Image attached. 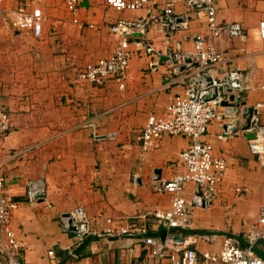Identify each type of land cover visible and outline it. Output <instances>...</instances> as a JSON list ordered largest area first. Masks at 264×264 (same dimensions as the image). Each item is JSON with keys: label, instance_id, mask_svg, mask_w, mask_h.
Here are the masks:
<instances>
[{"label": "crops", "instance_id": "crops-1", "mask_svg": "<svg viewBox=\"0 0 264 264\" xmlns=\"http://www.w3.org/2000/svg\"><path fill=\"white\" fill-rule=\"evenodd\" d=\"M27 1L3 0L0 5V108L10 118L0 151V174L4 192L19 203L10 224L23 244L18 259L49 264L47 253L52 251V264H147L151 250L142 236L77 243L72 234L63 232L60 217L82 207L99 231L136 226L144 227L152 238L166 237L168 231L150 215L170 207L171 196L158 191V182L184 172L179 155L191 141L164 135L143 152L140 137L148 115L163 116L167 104L185 92L188 78L197 73V64L181 71L167 58L174 53L192 55L197 36L210 40L206 20L180 0L175 14L186 19V29L166 38L155 24L136 34L130 40L125 86L119 89L112 79L99 86L76 75L113 52L117 38L109 32L111 25L120 18L144 16V10L117 12L105 0H78L79 26L63 0H43L38 7L46 21L42 35L34 38L3 20V11ZM157 2L160 13L164 4ZM213 4L217 26L240 24L246 35V41L240 42L225 30L211 39L223 56L216 74L238 68L248 75L253 90L241 94L236 112L220 107L227 112L225 121L208 126L204 140L211 144L212 155L225 161L227 170L212 202L192 209L189 228L171 233L193 237L197 250L216 252L222 236L244 241L264 204V169L260 159L250 154L244 129L248 110L264 104V91L257 89L264 85V40L258 38L264 0H213ZM137 42L152 45L157 54L137 49ZM89 119L97 123L98 140L82 127ZM260 124L264 126V107ZM224 126H229L230 135L219 140ZM31 180L44 184L42 199L34 207L25 196ZM195 188L186 184L183 197L191 199ZM120 216L123 222H118ZM105 218L113 223L107 224ZM213 236L214 244L201 240Z\"/></svg>", "mask_w": 264, "mask_h": 264}, {"label": "built area", "instance_id": "built-area-1", "mask_svg": "<svg viewBox=\"0 0 264 264\" xmlns=\"http://www.w3.org/2000/svg\"><path fill=\"white\" fill-rule=\"evenodd\" d=\"M42 1L29 0L17 8L3 11L4 22L15 30L39 38L46 21V16L38 7ZM179 1L162 0L164 6L158 13L157 0H105L107 6L117 12L144 10L145 15L135 19L120 18L111 25L109 32L117 38L113 52L106 58L84 66L77 73V79L99 86L107 79H112L119 89H123L132 57L130 40L136 34H144L151 25L157 24L166 38H169L177 30L187 28L186 19L181 16L179 18L175 14L174 6ZM2 2L3 0H0V5ZM63 2L68 13L73 16V23L81 26L76 17L78 0H63ZM182 2L185 8L196 12L206 20L210 40L197 36L192 55L173 54L176 62L174 69L179 68L186 59H190L196 62L198 71L188 78L185 92L175 96L167 104L163 116L159 117L154 113L148 115L140 137L143 152L155 146L164 135H179L191 141L188 148L179 155V163L184 172L172 176L167 181L158 182V191L171 196L170 207L166 210H153L150 213L155 224L164 227L168 234L163 240H159L148 236L144 227L136 226L99 231L93 226V220L82 207H77L69 214L60 217L62 230L64 233L72 234L77 243L90 238L142 236L143 243L151 250V259L147 264H159L165 258L168 264H264V204L260 207L257 219L249 226L244 241L229 235L222 236L220 248L216 252L197 250L193 248L196 243L193 237L182 234L175 237L171 233V230L182 231L189 228L192 209L212 202L217 186L227 170L225 161L214 157L211 144L204 140L208 126L212 122L221 124L227 117V112L220 110L219 104L231 95L240 102L241 94L253 90L248 75L238 68H228L221 76L216 74L223 56L211 39L217 38L226 30L232 38L245 42L246 35L240 24L217 26L213 0H182ZM258 38L264 40V14L258 24ZM135 45L137 49H143L148 55L157 54L152 45L143 46L140 42ZM185 65L191 67L190 63ZM257 89L264 91V85L257 86ZM263 107V103H257L253 107L249 126L245 132L254 135V138L249 140V152L260 159L264 169V126L260 124V111ZM82 127L90 130L93 140L100 138L95 120H87ZM9 128V115L0 108V151L3 149V141ZM229 135V126H227L217 138L225 140ZM4 181V177L0 174V264H34L20 262L18 259L23 244L16 237L10 224L19 203L4 192ZM188 183L196 186L195 193L189 200L182 195ZM43 191L42 180L29 181L25 194L26 203L30 207L36 206L42 199ZM124 219L120 216L117 220L123 222ZM105 222L111 224L113 220L105 218ZM201 240L214 244L217 238L203 237ZM47 254L50 259L49 264H52L55 260L53 252L49 251ZM71 255L73 256L72 253Z\"/></svg>", "mask_w": 264, "mask_h": 264}, {"label": "water", "instance_id": "water-1", "mask_svg": "<svg viewBox=\"0 0 264 264\" xmlns=\"http://www.w3.org/2000/svg\"><path fill=\"white\" fill-rule=\"evenodd\" d=\"M167 59H171V61H172V63L173 64H176V62H175V60L173 59V56H171V57H168ZM187 63H190L191 65V67H194V66H196V62H192L190 59H186L185 60V64H187ZM187 68V66L186 65H181L180 67H179V70H181V71H183V70H185ZM238 104V100H236L232 95L231 96H229L228 97V99L227 100H223V101H221V103L219 104V106H221V107H225V108H228V109H230V111L231 112H236L237 110H238V106L239 105H237ZM237 105V106H236ZM248 113L250 114V113H252V109H249L248 110ZM251 115V114H250ZM248 126H249V123L248 124H246L245 126H244V129L246 130L247 128H248ZM224 129H227V126H224ZM249 139H253L254 138V135L253 134H251V133H248V136H247Z\"/></svg>", "mask_w": 264, "mask_h": 264}, {"label": "rangeland", "instance_id": "rangeland-1", "mask_svg": "<svg viewBox=\"0 0 264 264\" xmlns=\"http://www.w3.org/2000/svg\"><path fill=\"white\" fill-rule=\"evenodd\" d=\"M77 77V76H76ZM214 215H212V217H213Z\"/></svg>", "mask_w": 264, "mask_h": 264}]
</instances>
